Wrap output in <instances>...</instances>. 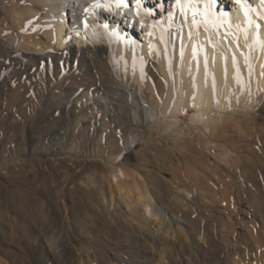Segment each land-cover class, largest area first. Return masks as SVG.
Here are the masks:
<instances>
[{
  "label": "bare ground",
  "instance_id": "6f19581e",
  "mask_svg": "<svg viewBox=\"0 0 264 264\" xmlns=\"http://www.w3.org/2000/svg\"><path fill=\"white\" fill-rule=\"evenodd\" d=\"M261 17L264 0H0V56L6 72L16 56L25 61L27 76L47 67L54 71L52 89L37 97L40 105L48 94L64 93L70 122L81 123L85 113L93 112L88 111L90 98L104 117L111 115L122 126L123 135L130 134L123 148L107 157L112 187L118 191L112 202L118 200L130 213L139 206L155 228L175 234L174 226L180 227L183 218L166 212L144 184L145 177L129 172L125 157L132 147L152 139L153 132L177 141L191 134L209 155L207 161L200 156L201 162L214 167L213 158L228 168L233 165L237 174L245 173L243 185L257 183L258 174L264 175V49L256 44L257 33L264 41ZM233 56L243 86L236 83ZM81 70L98 78L88 92L75 91L68 83ZM100 130L116 141V134ZM170 184L188 200L198 199L195 189Z\"/></svg>",
  "mask_w": 264,
  "mask_h": 264
},
{
  "label": "rangeland",
  "instance_id": "374dc122",
  "mask_svg": "<svg viewBox=\"0 0 264 264\" xmlns=\"http://www.w3.org/2000/svg\"><path fill=\"white\" fill-rule=\"evenodd\" d=\"M14 58L6 72L0 56V264H264V175L255 185H243L245 173L237 174L233 165L211 158L213 171L205 163L209 155L198 136L177 141L153 132L127 152L125 164L145 177L168 214L184 220L174 226L175 234L158 230L139 206L130 213L112 202L118 191L107 157L130 134L123 135L122 126L90 98L93 112L83 113L81 123L70 122L64 93L48 94L40 105L37 97L52 89L54 71L47 67L27 76L25 61ZM77 74L68 83L81 93L98 79L84 70ZM170 181L195 189L198 199L188 200Z\"/></svg>",
  "mask_w": 264,
  "mask_h": 264
},
{
  "label": "snow or ice",
  "instance_id": "6c2138e0",
  "mask_svg": "<svg viewBox=\"0 0 264 264\" xmlns=\"http://www.w3.org/2000/svg\"><path fill=\"white\" fill-rule=\"evenodd\" d=\"M137 2L139 3V0H137ZM211 3H215V0H210ZM99 5H94V7H98ZM247 15V13H246ZM262 19H264V17H261ZM249 23L251 24V21H249ZM105 27H107V25H105ZM257 29H259L260 25H256ZM191 35V33H190ZM245 39L247 40V33H245ZM256 44L261 48V49H264V41H260L259 38H258V33H257V39H256ZM237 47H239V43H238V40H237ZM251 47V46H249ZM194 53H195V49H194ZM226 59V58H225ZM245 60L246 62L248 61V57L246 56L245 57ZM233 64L236 66V76H235V80H236V83L238 85H241L243 86V82H242V79H241V75H240V71H239V67L237 65V62H236V59H235V56H233ZM205 66H207V61H205ZM248 68H249V75H251V66L250 64L248 65Z\"/></svg>",
  "mask_w": 264,
  "mask_h": 264
}]
</instances>
